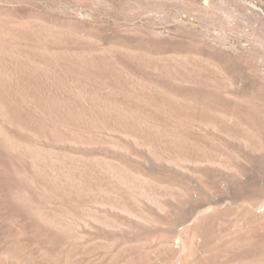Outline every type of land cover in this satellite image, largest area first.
<instances>
[{"label": "rangeland", "instance_id": "1", "mask_svg": "<svg viewBox=\"0 0 264 264\" xmlns=\"http://www.w3.org/2000/svg\"><path fill=\"white\" fill-rule=\"evenodd\" d=\"M263 209L264 0H0V264H264Z\"/></svg>", "mask_w": 264, "mask_h": 264}, {"label": "bare ground", "instance_id": "2", "mask_svg": "<svg viewBox=\"0 0 264 264\" xmlns=\"http://www.w3.org/2000/svg\"><path fill=\"white\" fill-rule=\"evenodd\" d=\"M195 56V55H194ZM210 57V56H209ZM213 59H215V58H213ZM215 63V62H214ZM210 64V63H209ZM220 68V67H219ZM224 70V69H223ZM212 72V71H211ZM197 74V73H196ZM195 75V74H194ZM248 99V98H247ZM253 103V102H252ZM261 145V144H260ZM236 153V152H235ZM238 154V153H237ZM260 158V157H259ZM250 162H251V160H250ZM250 164V163H249ZM254 165V164H253ZM263 166V165H262ZM254 169V168H253ZM251 172V171H250ZM249 176V175H248ZM239 177V176H238ZM241 178V177H240ZM202 181V180H201ZM217 181V180H216ZM206 183V182H205ZM245 185V184H244ZM217 187V186H216ZM205 188V187H204ZM236 188V187H235ZM249 190V189H248ZM204 191H205V189H204ZM230 191V190H229ZM242 191V190H241ZM210 193V192H209ZM229 193V192H228ZM211 195V194H210ZM217 195V194H216ZM243 195V194H242ZM247 195V194H246ZM202 196V195H201ZM252 196V195H251ZM243 197V196H242ZM255 197V196H254ZM211 198V197H210ZM245 198H247V197H245ZM251 198V197H250ZM214 199V198H213ZM252 199V198H251ZM214 200H216V199H214ZM253 200V199H252ZM221 201V200H220ZM208 202V201H207ZM252 202V201H251ZM221 204V203H220ZM247 205V204H246ZM251 205V204H250ZM205 206V205H204ZM202 207V206H201ZM200 207V208H201ZM195 210V209H194ZM198 210H199V208H198ZM264 210V209H263ZM215 212V211H214ZM260 212V211H259ZM205 213H206V211H205ZM204 215H207V214H204ZM203 216V215H202ZM209 216H210V214H209ZM208 216V217H209ZM218 217V216H217ZM200 218V217H199ZM219 219V218H218ZM205 221V220H204ZM219 221V220H218ZM199 224H201V223H199ZM216 229V228H215ZM210 231H212V230H210ZM220 231V230H219ZM212 233V232H211ZM206 235H208L207 233H206ZM234 235V234H233ZM232 235V236H233ZM203 236V235H202ZM210 236V235H209ZM225 237V236H224ZM206 238V237H205ZM208 240H210V239H208ZM204 241V240H203ZM211 242V241H210ZM11 253V252H10ZM12 254V253H11Z\"/></svg>", "mask_w": 264, "mask_h": 264}]
</instances>
